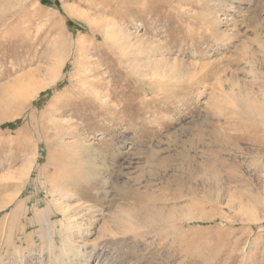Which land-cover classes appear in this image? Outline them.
Returning a JSON list of instances; mask_svg holds the SVG:
<instances>
[{
	"label": "rangeland",
	"instance_id": "1",
	"mask_svg": "<svg viewBox=\"0 0 264 264\" xmlns=\"http://www.w3.org/2000/svg\"><path fill=\"white\" fill-rule=\"evenodd\" d=\"M15 82L0 264H264V0H0Z\"/></svg>",
	"mask_w": 264,
	"mask_h": 264
},
{
	"label": "bare ground",
	"instance_id": "2",
	"mask_svg": "<svg viewBox=\"0 0 264 264\" xmlns=\"http://www.w3.org/2000/svg\"><path fill=\"white\" fill-rule=\"evenodd\" d=\"M2 10H3V8H1V11ZM54 71H55V69H54ZM15 84L16 85L11 90L8 86L7 87L3 86L0 88V112H1L0 118H5V117L9 116V115H7L6 112H4V110L6 108H8V106L10 104L16 103L17 101H19L18 97H21L22 100H26L28 97L32 96L39 88H41L44 85L46 86L47 83L41 84V85H37V84L34 85V83H33L31 85L30 89H26V90H24L25 87L23 89V87H21L20 84H18V82H15ZM26 87H28V86H26Z\"/></svg>",
	"mask_w": 264,
	"mask_h": 264
}]
</instances>
